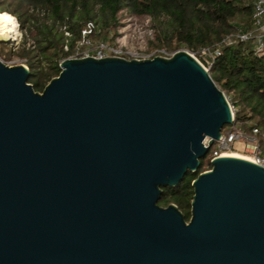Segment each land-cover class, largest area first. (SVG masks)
<instances>
[{
	"label": "water",
	"instance_id": "95a60500",
	"mask_svg": "<svg viewBox=\"0 0 264 264\" xmlns=\"http://www.w3.org/2000/svg\"><path fill=\"white\" fill-rule=\"evenodd\" d=\"M59 68L38 93L0 61V264H264L259 165L210 160L188 222L158 205L234 122L208 70L186 51Z\"/></svg>",
	"mask_w": 264,
	"mask_h": 264
},
{
	"label": "trees",
	"instance_id": "16d2710c",
	"mask_svg": "<svg viewBox=\"0 0 264 264\" xmlns=\"http://www.w3.org/2000/svg\"><path fill=\"white\" fill-rule=\"evenodd\" d=\"M253 0H0V13L16 17L22 33L17 56L29 70L28 83L41 93L48 82L58 76L59 63L71 55L64 52L67 38L70 48L80 38L87 23L96 29L93 38L106 40L120 26L119 14L127 11L147 17L153 31L152 48L173 53L180 48L194 53L203 48L218 50L211 61L209 75L229 98L234 119L242 129L264 128V50L254 53L249 42L225 46L222 40L252 29ZM64 28V30H63ZM111 39V38H110ZM30 41L31 45L27 46ZM11 46L0 45L5 59L13 53ZM226 127V126H225ZM224 127V128H225ZM210 152L200 160L195 173L188 172L175 188H163L158 201L161 207L174 204L188 222L193 196L191 182L210 170Z\"/></svg>",
	"mask_w": 264,
	"mask_h": 264
},
{
	"label": "built area",
	"instance_id": "2783aa9c",
	"mask_svg": "<svg viewBox=\"0 0 264 264\" xmlns=\"http://www.w3.org/2000/svg\"><path fill=\"white\" fill-rule=\"evenodd\" d=\"M96 26L93 23H87L81 30V35L78 40L70 48L68 39L71 37L69 33L65 32L67 40L63 46L64 52L71 50V55L66 59H78L93 57L95 59H103L106 57H119L127 60L130 59H152L153 57L169 58L173 53H168L165 49H158L148 55L140 56L137 54H130L125 52L120 45L117 44V39L114 42H107L103 39L93 38ZM64 30V28H63ZM249 42L252 41L254 45V53L260 55L264 50V0H253L252 2V29L247 32H238L231 36L225 37L222 44L225 46L233 45L235 42ZM201 54L207 56V59L202 58L199 63L205 70L209 71L211 61L218 55V50L210 48H203L200 50ZM64 60V59H62ZM61 60V61H62ZM60 61V62H61ZM234 118V108L231 106ZM242 123H237L234 119L233 124L227 125L221 131V137L215 141L210 148V160L220 157L223 153L237 149L236 146H241L244 153L250 160L264 168V128L259 126H252L250 131H245L242 128ZM208 139L203 142L207 146Z\"/></svg>",
	"mask_w": 264,
	"mask_h": 264
},
{
	"label": "rangeland",
	"instance_id": "374dc122",
	"mask_svg": "<svg viewBox=\"0 0 264 264\" xmlns=\"http://www.w3.org/2000/svg\"><path fill=\"white\" fill-rule=\"evenodd\" d=\"M119 22H120V26L116 30L115 35L111 33L108 36V38H106L105 41L111 43L117 39L118 41L117 44L120 45V47L125 52H128L130 54H137L140 56L148 55L151 52H154L160 49V48H152L150 45V43L153 42L154 36H153V31L150 26L149 19L147 17H138L127 11H122L119 14ZM17 30H18L17 34L19 38L17 37L16 41L14 42L10 41V43L4 42V41L0 42V45H6V46L12 47L11 52L13 53L9 56L8 60L5 59V56H6L5 53L0 55V61H2L7 66L24 65L23 64L24 60L20 59L17 56V52L21 49V40H22L21 30L19 28ZM29 45H31L30 41L27 42V46ZM177 51H186L189 55H191L193 58H195L199 62L198 58L194 55V53L186 50L185 48L182 47L178 49ZM199 56L204 59H207V56L201 53H199ZM227 99L229 101L228 97ZM214 147L215 145L213 146V148ZM236 148L237 149H233L226 153L237 154V155L246 157V154L244 153L243 148L241 146H236ZM205 171H208V170H205Z\"/></svg>",
	"mask_w": 264,
	"mask_h": 264
},
{
	"label": "clouds",
	"instance_id": "9594fccd",
	"mask_svg": "<svg viewBox=\"0 0 264 264\" xmlns=\"http://www.w3.org/2000/svg\"><path fill=\"white\" fill-rule=\"evenodd\" d=\"M18 28L19 24L15 16L6 12L0 13V38L6 37L7 33L15 32Z\"/></svg>",
	"mask_w": 264,
	"mask_h": 264
},
{
	"label": "bare ground",
	"instance_id": "6f19581e",
	"mask_svg": "<svg viewBox=\"0 0 264 264\" xmlns=\"http://www.w3.org/2000/svg\"><path fill=\"white\" fill-rule=\"evenodd\" d=\"M9 27H11V25H9ZM17 31L16 30L15 32H11V33H7L6 34V37L4 38H0V41L1 40H10L11 42H14L17 40V37H18V34H17ZM19 38V37H18ZM225 156H228V157H236V158H242V159H245V160H248V161H251L249 157H244V156H240V155H237V154H228V153H223L220 157H225ZM252 162V161H251Z\"/></svg>",
	"mask_w": 264,
	"mask_h": 264
}]
</instances>
